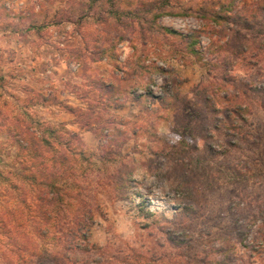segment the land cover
Wrapping results in <instances>:
<instances>
[{
  "label": "rangeland",
  "instance_id": "obj_1",
  "mask_svg": "<svg viewBox=\"0 0 264 264\" xmlns=\"http://www.w3.org/2000/svg\"><path fill=\"white\" fill-rule=\"evenodd\" d=\"M20 1L0 0V264H264V0ZM50 127L61 207L15 175Z\"/></svg>",
  "mask_w": 264,
  "mask_h": 264
},
{
  "label": "trees",
  "instance_id": "obj_2",
  "mask_svg": "<svg viewBox=\"0 0 264 264\" xmlns=\"http://www.w3.org/2000/svg\"><path fill=\"white\" fill-rule=\"evenodd\" d=\"M245 29H248V27L245 26ZM165 30L167 32H172V33L175 32L174 30L169 29V28H166ZM236 30H240V29H236ZM244 40L245 39H243L242 41ZM195 41L192 40L191 42H189L191 51H194L192 47ZM251 44H253V42ZM107 87L110 90V85L107 84ZM135 88H137V84L135 85ZM145 90L147 91L148 94H150V92L147 90V87H145ZM25 132H26L25 138H27V142L25 145H23V147H24V151L26 152L27 156H29L31 161L27 160V157L25 155L23 160H21V164L23 166L22 174H15V175L18 176L19 180L22 181V183H29L31 184V186H34L38 189V194H37L36 199L39 202L38 204L39 206L42 204L45 207V203L48 202V203H56V204L58 203L60 204V207H61L62 206L61 204L66 203L64 202L65 198L68 197L66 196L65 193L67 192L66 190L68 188L66 184V181H67L66 176L68 174L67 173L68 165L66 163L69 161V159L66 156L65 152L60 154L61 157L59 159L51 158V160H53L54 162V164L51 165L53 169H49L48 163H45L43 161V159L46 160L45 156L43 155L50 152L54 148L52 138H49L47 135L53 134L52 137L56 138L54 135L56 131L54 130V128L50 127V128L45 129V133H42V134L31 133L29 129L28 130L26 129ZM58 141L59 142L57 144L61 146V149L66 148V150H68V148L66 147L68 142L61 141L59 138H58ZM37 159H41V160H37ZM27 161H30V162L28 163ZM113 179L110 181V184L112 185L114 183V185L117 187L116 181H119V180H113ZM50 193H52V195L51 197H48ZM80 201H81L80 205L82 206L83 200L80 199ZM59 214H60V210L59 212H57V216L59 217L57 218V220H59V226L57 227V230H56L58 236H56V233L53 234L57 242H58V238L64 239L63 237L69 235L66 233V231H64L65 229L66 230L68 229V227H64L65 221L62 222V219H64V217H60ZM40 219L42 220L41 216H40ZM4 226L5 224H3V227ZM48 235H49L48 232H46L45 234H43V237L47 238ZM71 235H72V238L69 241L68 240L66 241V250H67L66 255H65L66 260L70 259L68 251L74 248V246L76 248L79 245V243L77 242V236H76L77 231L71 232ZM20 250L24 251V249H20ZM31 252H35V251L32 250ZM49 252H50L49 247H46L44 249L41 248L37 252V254H35V256H38L39 258H43L47 256ZM26 254L27 256L26 258L22 259L23 261L22 263H25L27 261L29 262V264L33 263V261L31 260V257H33L32 255H34V253H31V254L26 253Z\"/></svg>",
  "mask_w": 264,
  "mask_h": 264
},
{
  "label": "crops",
  "instance_id": "obj_3",
  "mask_svg": "<svg viewBox=\"0 0 264 264\" xmlns=\"http://www.w3.org/2000/svg\"><path fill=\"white\" fill-rule=\"evenodd\" d=\"M18 1H19V2H18L19 4H21L22 2H24V1H20V0H18ZM70 95H71V94H70Z\"/></svg>",
  "mask_w": 264,
  "mask_h": 264
}]
</instances>
